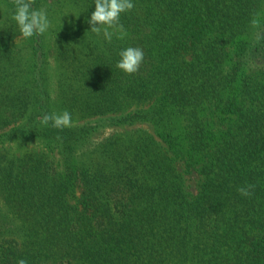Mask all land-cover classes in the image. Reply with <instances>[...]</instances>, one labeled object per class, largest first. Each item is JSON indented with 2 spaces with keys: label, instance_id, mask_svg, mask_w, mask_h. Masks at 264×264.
<instances>
[{
  "label": "trees",
  "instance_id": "obj_1",
  "mask_svg": "<svg viewBox=\"0 0 264 264\" xmlns=\"http://www.w3.org/2000/svg\"><path fill=\"white\" fill-rule=\"evenodd\" d=\"M132 2L109 42L94 0L31 38L0 0V264H264V0Z\"/></svg>",
  "mask_w": 264,
  "mask_h": 264
},
{
  "label": "clouds",
  "instance_id": "obj_2",
  "mask_svg": "<svg viewBox=\"0 0 264 264\" xmlns=\"http://www.w3.org/2000/svg\"><path fill=\"white\" fill-rule=\"evenodd\" d=\"M33 3L34 0H13L15 6L13 19L24 38L43 35L51 26L46 10L33 9ZM94 3L95 10L87 21L91 25V32L99 35L103 31L104 38L109 42L115 34H119L118 38L123 39L126 31L120 23V15L134 8L132 0H94ZM251 23L254 27L258 25L256 19H253ZM119 56L120 60L116 67L127 74L136 73L144 60L143 49L139 47H128L120 51ZM40 122L44 126L51 123L52 127L63 129L72 125V116L67 110L61 113H46ZM253 188V185L241 186L237 191L243 196H250ZM17 264H28V261L20 259Z\"/></svg>",
  "mask_w": 264,
  "mask_h": 264
},
{
  "label": "rangeland",
  "instance_id": "obj_3",
  "mask_svg": "<svg viewBox=\"0 0 264 264\" xmlns=\"http://www.w3.org/2000/svg\"><path fill=\"white\" fill-rule=\"evenodd\" d=\"M54 62V59L53 57L51 58V63L53 64ZM119 129V128H118ZM129 129V128H128ZM116 129H114L113 131H115ZM112 131V128L111 127H105L103 131H100L96 134V137L98 136H104L106 135L107 133L111 132ZM195 179H197L195 176H192L189 178V185L192 189H195L196 190V183H195ZM193 190V191H195Z\"/></svg>",
  "mask_w": 264,
  "mask_h": 264
}]
</instances>
